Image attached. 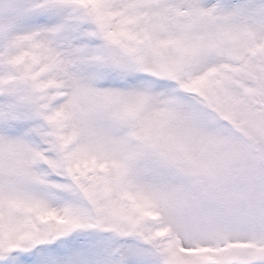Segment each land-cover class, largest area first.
Listing matches in <instances>:
<instances>
[{
	"label": "snow or ice",
	"instance_id": "1",
	"mask_svg": "<svg viewBox=\"0 0 264 264\" xmlns=\"http://www.w3.org/2000/svg\"><path fill=\"white\" fill-rule=\"evenodd\" d=\"M244 132L264 0H0V264H264Z\"/></svg>",
	"mask_w": 264,
	"mask_h": 264
},
{
	"label": "rangeland",
	"instance_id": "2",
	"mask_svg": "<svg viewBox=\"0 0 264 264\" xmlns=\"http://www.w3.org/2000/svg\"><path fill=\"white\" fill-rule=\"evenodd\" d=\"M242 144L221 157L229 180L217 191L252 193L255 190L253 177L261 164H264V153L257 147V142L246 132L240 133ZM192 181H200L203 177L193 175Z\"/></svg>",
	"mask_w": 264,
	"mask_h": 264
}]
</instances>
